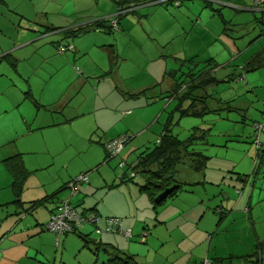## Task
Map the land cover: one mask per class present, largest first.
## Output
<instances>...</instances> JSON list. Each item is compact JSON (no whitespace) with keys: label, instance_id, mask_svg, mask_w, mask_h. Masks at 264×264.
Here are the masks:
<instances>
[{"label":"rangeland","instance_id":"374dc122","mask_svg":"<svg viewBox=\"0 0 264 264\" xmlns=\"http://www.w3.org/2000/svg\"><path fill=\"white\" fill-rule=\"evenodd\" d=\"M254 1L145 3L136 13L120 17L124 31L89 29L62 39L64 30L70 29L63 27L116 11L113 1L80 0V8L77 0H0V29L13 36L8 38L10 44L30 38L32 31H51L46 38L54 35L64 42L60 45L73 46L63 51L69 63L62 71L61 86L62 78L57 73L49 76L52 70L46 64L60 58L36 54L31 59L38 63L34 96L25 94L27 87L19 88L18 105L0 115V127L8 128L10 136L0 148V233L13 199L11 176L1 161L21 153L29 169L28 184L36 183L47 194L55 192L58 179H63L69 181L58 195H72L69 182L85 175L87 181L77 184L71 204L80 202L79 210L96 205V226L102 232L96 233L95 225L88 223L77 232L132 254L138 264H264V250L246 257L264 240V154L257 155L254 142L258 123L264 149V66L243 68L264 48V26L257 19L262 13ZM220 14L230 21L228 29L223 30ZM44 21L61 31L45 28ZM110 44L114 46L108 51L103 45ZM109 55L115 66L106 74ZM2 64L6 67L2 70L15 74L9 62L3 59ZM201 69L215 78L201 93L208 94V105L219 110L181 115L175 109L177 101L166 97L173 84L169 73L175 71V78L183 81L189 71ZM43 71L48 73L41 78ZM71 72L83 73L85 85L75 82L67 89ZM142 89H147L145 94L132 96ZM0 104H4L1 97ZM187 105L184 102L183 108ZM165 123L183 141L196 129L189 148L207 159L203 175L186 161L177 164L175 177L181 189L154 210L139 190L142 177L120 183L119 176L130 173L129 166L142 150L154 147ZM122 135L128 141L119 155L105 161L106 151L98 141L103 144ZM121 160L123 168L118 167ZM25 191L31 198L38 192L33 187L22 188L21 193ZM40 209L34 213L40 215ZM28 216L33 223L36 215ZM106 217L121 219L132 236L103 231ZM77 232L61 236L57 244L47 231L41 233L44 238L33 239L42 248V264H108V254L101 247L95 251L92 244L84 245Z\"/></svg>","mask_w":264,"mask_h":264},{"label":"trees","instance_id":"16d2710c","mask_svg":"<svg viewBox=\"0 0 264 264\" xmlns=\"http://www.w3.org/2000/svg\"><path fill=\"white\" fill-rule=\"evenodd\" d=\"M116 4V9L121 10L125 9L124 14L118 16V19L121 16L127 15V13H136V8L142 4L155 2L158 0H112ZM170 3V0L165 1ZM264 7V2L260 4V7ZM264 11L260 17H256L260 23L264 26ZM221 15V14H220ZM221 22L224 25L223 30L228 29L225 27L230 21L225 20L223 16H220ZM109 20L104 18L100 20L93 21L91 23L71 28L66 31V35L72 36L77 33H82L84 30L90 28L99 29L103 31L110 32L112 27L107 24ZM264 31V28H263ZM7 56H4L5 59ZM113 56L110 55L111 64L114 63L112 59ZM209 61V60H207ZM211 62V61H210ZM264 66V48H262L258 53L252 55L248 60L245 61L243 68L245 70H252L258 67ZM216 67V65H215ZM170 77L173 79V84L170 90L167 91L166 97L175 99L177 101L175 109H177L181 115H190V114H205L207 112H214L219 110L218 108H212L208 105L207 99L209 95L204 92L205 88L215 81L214 77H211L208 73H203V69L197 71L196 73L189 71L185 80L180 81L175 78V71L169 73ZM147 89H142L138 92L132 94V96H139L145 94ZM27 96H30L29 92H25ZM35 105H37L36 100H32ZM188 102V105L183 108V103ZM221 102V101H220ZM225 102V103H229ZM197 105L199 107H197ZM197 130L192 133V136L188 140H179L176 136L172 135L168 128H166V123L163 125L161 134L159 135L154 147L152 149H144L138 155L136 162L129 166L130 173L123 172L120 177V183L126 180H132L136 175H139L143 179V183L139 185V190L146 194L152 208L156 210L160 205H162L167 198H172L177 194L181 189V182L175 177L176 174V165L186 161L188 166L197 172H203L206 165L207 156L202 154L199 151H194L190 149L189 146L193 139H195ZM195 134V135H194ZM104 146V145H103ZM261 143L256 147L257 155L262 156L264 154V149L260 148ZM105 149V148H104ZM106 151V150H105ZM111 157L107 154L105 155V161L109 160ZM5 168L9 171L11 176L10 187L12 189L13 199L12 204L19 207L25 206L24 212H29L35 208H38L45 204L49 198H52L53 195L45 196L43 198L22 202L20 199L21 191L23 188L24 180L28 174V171L25 169L22 156L20 153L12 154L1 161ZM131 173L133 175H131ZM119 183L111 185V187L118 186ZM176 185V187L167 195L166 199L160 201L159 203L155 202V197L163 191L165 188ZM89 211L95 212L94 207L88 209ZM96 213V212H95ZM97 214V213H96ZM95 231V230H94ZM77 232V231H74ZM78 235L82 238L84 245H93L95 251L101 247L104 252L109 256L108 264L113 262L114 264H138L132 254H127L121 252L115 246H111L107 243H102L95 239H92L88 234H83L80 231L77 232ZM90 247V246H88ZM264 250V240L258 241L251 253L246 255L253 256L258 252ZM223 258H216L217 261H221Z\"/></svg>","mask_w":264,"mask_h":264},{"label":"crops","instance_id":"0c3cea01","mask_svg":"<svg viewBox=\"0 0 264 264\" xmlns=\"http://www.w3.org/2000/svg\"><path fill=\"white\" fill-rule=\"evenodd\" d=\"M77 1L79 3L80 8H81L80 0H77ZM171 1H173V0H170V3H171ZM152 3H161V2L155 1ZM92 4L97 5V3L95 1ZM146 4H148V3H146ZM114 5L116 6L115 3H114ZM179 5H180V2L178 3V5H175V6H179ZM251 5L245 4L244 6L245 7H249V6L251 7ZM257 7L260 9L256 8V11H260L261 13L264 11V9H261L264 7H262V6L261 7L257 6ZM44 10H45V8H43L42 13L44 12ZM81 11H83V9ZM124 13H122V14H124ZM96 15H97L96 18H94V19H91V20L88 19L89 21L83 22L82 24H78L76 26L70 25L67 27H63V29L75 28V27L82 26V25L91 23L93 21L104 19V18L109 20L107 22V24L110 25V21L114 18L117 20V29L112 28V31H110V32H117L120 30L124 31V27L120 23V18L118 19V16L121 14L117 15V9H116V11L114 9L111 13L104 12L103 15H107L105 17H101L102 15L99 16V14H97V13H96ZM66 18H69V16H66ZM41 25H43L47 29L55 30L56 33L61 31V30H57L56 27H53V25L49 24L46 21H44V23H42ZM35 29L38 30V28H35ZM91 29H93V28H90V30ZM66 30H69V29H66ZM88 30H86V31H88ZM94 30L103 31V30H99V29H94ZM32 32H34V35H31L30 38L25 37L22 40H20L18 43H15L12 45V44H10L11 40L8 38H12L13 36H11L10 33L4 32V30L2 28L0 29V61L3 60L4 56H7L5 58V60L13 66L14 72H15V74L13 75L7 70H2V69L6 68L3 66L5 64H2L0 66V97L3 98V100H4V104L3 105L0 104V115L5 113L6 111H10V109H14L18 105V102L20 100L19 98L21 96L20 93H17V92H19V90H18L19 88L21 89V88L27 87L30 96H34V87H33L32 82L34 79H38V63L36 62L37 60L34 62L31 59L36 54L38 56L40 55V57H42L44 59L53 58V57L60 58V61H58V62L51 63L50 61H46V64L52 70V72L49 74V76H52L53 74L57 73L62 78V82L59 84V86H61L64 83V75H63L62 71L65 69L66 65H68L69 59H68L66 53L60 52L58 49H57L58 52L55 51V47L57 46V44L60 46V44H63L64 42L61 41L60 38L55 37L54 35H50L49 38H46V36L49 35L48 33H51V31L48 33L45 32V33H41V34H38L37 33L38 31H32ZM83 32H85V30ZM110 32H108V33H110ZM65 33H66V31L64 30V35L62 36V39L69 36V35H66ZM126 33L127 32L125 31V33H123V34H126ZM59 34L61 36V33H59ZM64 46L69 47V50L73 49V46H70V45H64ZM103 46L107 47V50H108V47H111V46L113 47L114 45L110 44V45H106V46L103 45ZM75 50L78 51L77 49H75ZM57 53H61V54L58 55ZM109 63L111 64L110 60H109ZM62 65H63V67H61ZM110 66H111L110 69H108V71L105 72L106 74H110L113 67L115 66V62L112 63ZM47 73L48 72L43 71V72L39 73V77L44 78V77H46ZM76 74L77 75H75L73 72H71V75H72L71 79L72 80L67 85V89L72 84H74L75 82H77L81 85L84 83V85H85L86 78H85L84 74L83 73L78 74L77 72H76ZM14 89H16V90H14ZM59 101L61 102V98L59 99ZM51 104L52 103L45 104V105H51ZM6 132H8V128L0 127V148L5 145V142L9 141L8 139L10 136H7ZM117 133H118V131H115V132H113L112 135L114 136ZM113 136L109 139L115 138ZM98 142L103 146V144L100 141H98ZM21 156H22V154H21ZM22 160H23V164H24L25 169L29 173V169L26 167V165L24 163V158H22ZM30 172H32V171H30ZM195 172H197V171H195ZM199 173H201V172H199ZM201 174L202 175L204 174V170ZM28 176H29V174H27V176H26V179L24 182L26 187H25V185L23 186V191L25 188L27 189L28 187H33V188L37 189L38 192H37V195L33 196V198H31L30 196H26L27 191H25V193L22 192L25 195L24 196L25 198L24 197L22 198V196H20V199L22 202H28L29 200L33 201V200H37V199L43 198L45 196H50V195H53V196H52V198H49L48 201H46L44 205L37 208L38 210L40 208H45L44 210L40 209L41 210L40 215L37 214L38 211L36 208H35L36 210L33 209L29 212H24L23 208L25 206L19 207L17 205L12 204V206L10 208H7L9 210L7 215H6V220H8L7 221L8 223H6V225H4V229H2V231L0 233V264H42L41 257H40V255L42 254V252H41L42 248L37 247L34 244L33 239H37L39 237L44 238V236H42L41 233L45 232V230L43 231L41 227H43V225L48 220L50 214L54 211L55 207L61 201L69 199V201L71 203L72 195H70V194L68 195V194H66V192H62L60 195H58L60 191H62L64 188H66L65 184L69 180H67L65 182L63 179H58V184H59V187L57 188L58 190L56 189V190H54L55 192L47 194L46 190H44V192H43L42 189L38 188L36 183H33V184L29 183L28 184ZM120 177H121V175L119 176V179H120ZM126 182H128V180H126ZM117 183H113V184H117ZM113 184H111V185H113ZM81 190H82V188H81ZM78 192H79V190H78ZM42 194H43V196H41ZM175 196H177V194ZM147 199H148V197H147ZM149 203H150V201H149ZM78 204H80V202H77L76 204H72L76 208L77 211L83 212V211H87L88 209H92L94 207L93 211H95L98 215L96 205L89 206L87 208H82V210H79L77 208ZM151 206H152V204H151ZM36 211H37V213L35 214L34 212H36ZM179 213H181L180 210L178 211V214ZM28 214H31V215L33 214V216L36 215V217H39L40 219L38 220L36 217H33L35 220L32 223V219L28 216ZM121 222H122V226H123V221L121 220ZM160 222H162V220ZM97 223H95V226L97 225ZM37 226H40V228H38ZM62 236H64V235H62ZM60 237H59V239H60Z\"/></svg>","mask_w":264,"mask_h":264},{"label":"built area","instance_id":"2783aa9c","mask_svg":"<svg viewBox=\"0 0 264 264\" xmlns=\"http://www.w3.org/2000/svg\"><path fill=\"white\" fill-rule=\"evenodd\" d=\"M167 0H158L156 2H165ZM264 2V0H256L254 1L255 6H260V4ZM176 5H178L179 0H175L174 2ZM126 12L125 9L117 10V15ZM110 26L113 29H117V20L112 19L110 21ZM69 49L67 46L60 45L58 47V50L60 52H63L65 50ZM262 125L261 124H254V130H255V137L254 142L256 144V147L260 144L259 141V134L261 130ZM128 141V137L125 135L118 136L112 139L106 140L103 145L107 152V154L112 158L114 156L119 155L120 151L122 150L123 146ZM125 166V163L123 160H121L118 163V167L123 168ZM131 175H133L131 173ZM87 178L85 175H80L76 179L69 182V187L71 188V194H75L77 191V184L81 182H86ZM99 220V216L92 211H83L79 212L76 210V208L70 203L69 199L61 201L54 209V211L50 214L48 220L43 225V229L45 231L51 232L55 236V242L56 244L59 242V237L62 235H66L68 233L77 231L80 227H82L84 224H92L95 225ZM105 232H121L126 238H130L132 236V232L130 228L123 229L122 222L120 219L116 217H106L104 228ZM94 230L96 233L102 232L101 229L98 227H94Z\"/></svg>","mask_w":264,"mask_h":264},{"label":"water","instance_id":"95a60500","mask_svg":"<svg viewBox=\"0 0 264 264\" xmlns=\"http://www.w3.org/2000/svg\"><path fill=\"white\" fill-rule=\"evenodd\" d=\"M176 187V185L170 186L168 188H165L163 191H161L156 197L155 202L159 203L160 201L166 199L167 195Z\"/></svg>","mask_w":264,"mask_h":264}]
</instances>
